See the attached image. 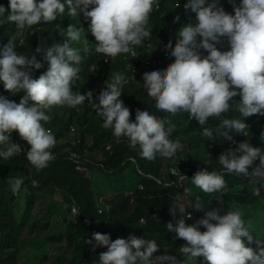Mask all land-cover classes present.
I'll list each match as a JSON object with an SVG mask.
<instances>
[{"label":"clouds","instance_id":"9594fccd","mask_svg":"<svg viewBox=\"0 0 264 264\" xmlns=\"http://www.w3.org/2000/svg\"><path fill=\"white\" fill-rule=\"evenodd\" d=\"M60 16L75 18L78 24L61 29L59 43L37 47L48 66L34 79L33 70L43 64L35 55L28 58L16 50L17 37ZM8 24L16 32L0 46V86L24 95L19 103L0 95V160L21 153L10 139L17 132L30 145L25 156L29 164L37 172L46 168L55 159L51 150L57 143L45 127L52 119L48 113L55 106L77 108L87 101L101 126L118 141L129 142L150 162L162 158V172L146 173L136 164L138 171L179 189L170 213L181 218L165 226L173 240L184 241L180 257L176 252L164 254L168 248L153 235L110 238L109 232L95 231L88 242L107 246L96 264H264V212L257 219L238 206L224 215L215 208L205 212L213 199H222L218 194L232 191L228 176L242 180L236 190L248 181L247 193L264 206V149L255 143L264 141V0H8L7 8L0 4V28ZM98 56L115 68L126 67L82 88L83 94L73 91L79 80L88 84L101 76L99 65L91 64ZM88 71L96 73L94 80ZM135 83L154 99L157 112L138 107L135 119H130L128 100L121 97L123 89L127 99L133 86L140 89ZM183 113L188 114L183 126L197 121L204 140L232 139L228 143L232 149L219 155L215 167L188 155L185 137L174 121ZM211 117L219 119L217 126H206ZM112 144L108 141L104 149L110 150ZM164 158L169 161L166 170ZM84 171L90 178V171ZM24 183L22 177L7 178L13 195ZM108 192L115 193L112 199L119 194L116 186ZM107 197H96L99 213L107 208ZM198 214L203 217L186 223ZM54 259L51 256L49 264Z\"/></svg>","mask_w":264,"mask_h":264},{"label":"trees","instance_id":"16d2710c","mask_svg":"<svg viewBox=\"0 0 264 264\" xmlns=\"http://www.w3.org/2000/svg\"><path fill=\"white\" fill-rule=\"evenodd\" d=\"M0 4L7 8L8 0H0ZM71 23L77 25L78 21L75 18L60 16L51 23L33 26L32 29L26 30L25 35L17 37L16 50L24 53L28 58L35 55L36 59L43 64L41 69L33 70L32 78H38L48 66L43 59V52H36L37 47L47 48L53 43H59L60 30H66ZM15 32L12 24L0 28V46L6 44L8 38ZM93 63L99 65L101 76L96 78V73L88 71L87 76L93 80L96 79L88 84L79 80L80 85L73 86V91L77 90L83 94L82 88L92 86L99 78H107L114 73L112 70L126 67L125 65L115 68V65L105 63L104 57L101 56L92 60L91 64ZM135 85L140 89L133 86L132 94L128 99L124 98V89L122 90L121 99L124 102L128 100L125 105L130 109V119H135V110L138 107H147L151 112L153 110L157 112L154 99L144 94L138 83ZM0 95L19 103L24 93L12 94L0 86ZM93 100L98 103L94 95ZM48 114L52 119L45 127L52 130L57 143L51 150L55 159L50 161L46 168L37 172L29 164L25 156L30 145L17 132H13L10 139L20 147L21 153L8 161L0 160V264H49L51 256L55 258L54 264H96L99 253L106 250L107 246L96 245L94 240L92 243L88 242L95 231L109 232L110 238L127 236L130 233L141 238L153 235L162 247L168 248V250L161 248L162 252L167 250L164 254L172 255L176 252L180 257L179 247L184 244V241L173 240L174 234L168 233L165 226L169 222L175 225V221L181 218L179 214L173 217L170 213V207L174 205L173 196L179 189L165 187L141 172L144 168L140 161L156 167L158 173L162 158L157 157V161L150 162L141 157L138 154L139 149L129 142L118 141L110 129H104L101 126L100 117L87 101L77 108L55 106ZM187 116V113L177 115L174 121L178 124V133L185 137L186 150H190L188 155L195 162L209 161L211 166L215 167L219 164V155L232 149L228 145L232 139L223 140L221 137L212 141L204 140L200 136L201 128L197 121L193 120L186 128L183 126ZM218 123V118L211 117L206 126L215 127ZM229 134L232 138L235 137L232 133ZM108 141L113 142L112 148L105 150L104 144ZM255 143L264 149V141L257 139ZM131 156L136 159V163L130 159ZM136 164L141 167V171H138ZM93 168L108 177L111 182L115 179L116 190L119 191L115 198L112 199L109 196L105 199L107 208L102 213H99L97 209L99 204L96 201L97 186L93 183L92 176L88 178L84 171L88 169L92 172ZM127 168L137 179L132 188L125 187L123 174ZM11 177H22L25 181L21 191L15 195L7 188V178ZM228 177L232 191L218 194L217 196L222 199H213L205 212L215 208L219 210L220 215H224L233 206H238L257 219L258 215L264 212V206L257 198L247 193L248 181L242 183V185L245 184L244 188L236 190L237 184L242 180ZM32 180L38 182L36 187L32 186ZM126 190L130 192L129 195H125ZM52 191L63 193L62 201L51 199L48 192ZM21 200L25 203V207L18 211L15 209V204ZM221 202L224 203L223 207L214 206H220ZM36 206L44 207L43 216L32 215ZM76 209L78 213L75 212ZM59 212H64L63 220H60L63 224L62 229L55 233L50 230L49 219ZM85 217L93 220L91 226L84 224ZM202 217L198 214L193 220H186V223L194 224ZM142 218L146 220V223L141 222ZM200 230L204 231L203 228ZM32 233L35 235H31ZM30 253L35 254L33 259L28 257Z\"/></svg>","mask_w":264,"mask_h":264},{"label":"rangeland","instance_id":"374dc122","mask_svg":"<svg viewBox=\"0 0 264 264\" xmlns=\"http://www.w3.org/2000/svg\"><path fill=\"white\" fill-rule=\"evenodd\" d=\"M60 142H62V140ZM164 159H165L164 170H166L167 169L166 165H169V161H168V158H164ZM170 163H171V161H170ZM140 164L143 166L145 171H149V172H152V173H157V168L156 167L150 166V165H146L142 161H140ZM160 172H162V171L160 170ZM90 173H91V176H92L93 183L95 184V186H97L96 188L98 189V197H103L104 195L112 196V195L115 194V193H112V192H108L107 193V191L109 189L115 188V186H116L115 179H113L112 182H111L108 177H105L104 174L98 172V170H96V168H93L92 172H90ZM86 176H88V174H86ZM123 177H124L125 187L126 188L134 187V185L136 184L137 179L130 172L129 168L125 169ZM185 183L188 184L189 181H185ZM118 185H120V183ZM194 192H197V193H199L200 195H202L204 197L206 196V194L201 193L198 189H195V188H194ZM62 194L63 193L58 192V191H52L51 193L48 192V196L51 199H58V200H61V201H62V198H63ZM185 197H186L185 194H183L181 196V198H185ZM24 207H25V203L23 202V200H21V202H18L17 204H15V209L18 210V211L24 209ZM44 213H45L44 207L36 206L34 208L33 212H32V215L35 216V217L36 216L37 217H41V216H43ZM19 214H21V213H19ZM63 215H64V212H59V213L53 214V216L49 219L50 230L52 232L58 233L60 231V229H62L61 226H62L63 223L60 222V220H63ZM89 223H90V221H89ZM89 223L84 221V224H86L87 226H89L88 225ZM260 234H261L260 231H255V233H254L255 236L256 235L260 236ZM31 235H35V233H32ZM28 257H31L33 259L35 257V254L30 253V254H28ZM197 264H200V263L198 262Z\"/></svg>","mask_w":264,"mask_h":264},{"label":"built area","instance_id":"2783aa9c","mask_svg":"<svg viewBox=\"0 0 264 264\" xmlns=\"http://www.w3.org/2000/svg\"><path fill=\"white\" fill-rule=\"evenodd\" d=\"M75 212H78L77 209L75 210ZM85 221H86L87 223H89V220H88V219H85Z\"/></svg>","mask_w":264,"mask_h":264}]
</instances>
